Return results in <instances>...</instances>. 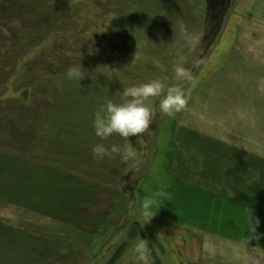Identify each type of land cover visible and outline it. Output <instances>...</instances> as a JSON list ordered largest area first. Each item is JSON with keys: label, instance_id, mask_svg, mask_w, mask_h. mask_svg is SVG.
<instances>
[{"label": "rangeland", "instance_id": "obj_1", "mask_svg": "<svg viewBox=\"0 0 264 264\" xmlns=\"http://www.w3.org/2000/svg\"><path fill=\"white\" fill-rule=\"evenodd\" d=\"M237 2L0 0V264H138L141 238L151 264H264V0ZM152 79L184 87L185 108L150 98L135 159H94L127 143L95 136L99 105ZM205 142L247 166L206 181Z\"/></svg>", "mask_w": 264, "mask_h": 264}, {"label": "clouds", "instance_id": "obj_2", "mask_svg": "<svg viewBox=\"0 0 264 264\" xmlns=\"http://www.w3.org/2000/svg\"><path fill=\"white\" fill-rule=\"evenodd\" d=\"M187 39V36H185ZM175 76L180 81L191 82L195 86V81L191 73L179 63L174 67ZM66 78L71 81L81 82L85 76L81 66L74 65L66 72ZM81 84V83H80ZM119 99H107L99 105L92 120V128L95 136L101 141H106L114 134L124 138L127 143L123 145H106L97 143L92 148L94 159L102 161L118 155L122 162L134 160L136 150L130 137H138V141L150 129L154 111L149 103L150 98H157V108L160 113L169 117L183 110L186 106V90L179 84L165 87L159 79H152L136 85L124 87L118 91ZM155 201L149 200L144 204L143 215H151V207ZM153 217V216H152ZM260 223L259 218L253 222V228ZM133 252L138 264H151V252L149 249V239L141 238L135 242Z\"/></svg>", "mask_w": 264, "mask_h": 264}, {"label": "trees", "instance_id": "obj_3", "mask_svg": "<svg viewBox=\"0 0 264 264\" xmlns=\"http://www.w3.org/2000/svg\"><path fill=\"white\" fill-rule=\"evenodd\" d=\"M208 145H203L204 148V153H202V157L203 156H209L210 161L207 164H204L202 162V165H207L208 168H210V170L208 171V174L206 176V181H208V178L210 180L213 181H225L229 180L230 178L226 177V172L224 170H226V165L228 166H235L236 165L238 167H245L247 166L248 163H244L241 160V155L242 153L240 151H237L235 148L232 147H217L216 145L211 146L208 142H205V144ZM216 143V142H214ZM206 148V149H205ZM255 159V158H252ZM198 157H196V155L194 154L193 157V162L191 161V163H193L194 166H196V168H198ZM255 161V160H254ZM257 163L261 164L260 166H258L260 169H262V173H261V180H263L261 183L264 184V162L261 163L259 161H255L253 164L254 166H257ZM224 165V167H223ZM248 173H244V175L246 176ZM238 182H240V178L238 179ZM240 189V187H238Z\"/></svg>", "mask_w": 264, "mask_h": 264}, {"label": "crops", "instance_id": "obj_4", "mask_svg": "<svg viewBox=\"0 0 264 264\" xmlns=\"http://www.w3.org/2000/svg\"><path fill=\"white\" fill-rule=\"evenodd\" d=\"M243 1H244V0H238V2H237V6L239 5V7H241ZM254 2L256 3V0H255V1L252 0V3H254ZM254 5H255V4H254ZM237 6H236V10L238 9ZM252 6H253V4H252ZM251 8H252V7H251ZM251 15H252V14H250V16H251ZM251 19H254V18L251 17ZM243 20H244V19H243ZM243 20H242V21H243ZM250 21H251V20H250ZM260 23H261V22H260ZM261 24L264 25L263 23H261ZM213 138H214V137H213ZM208 190H212V189H208Z\"/></svg>", "mask_w": 264, "mask_h": 264}]
</instances>
